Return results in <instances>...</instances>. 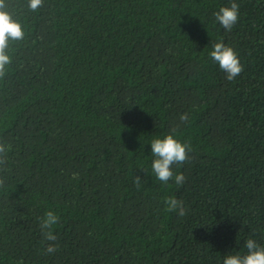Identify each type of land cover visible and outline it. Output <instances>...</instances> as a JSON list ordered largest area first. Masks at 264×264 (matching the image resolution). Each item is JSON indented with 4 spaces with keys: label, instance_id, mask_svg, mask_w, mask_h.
Here are the masks:
<instances>
[{
    "label": "trees",
    "instance_id": "1",
    "mask_svg": "<svg viewBox=\"0 0 264 264\" xmlns=\"http://www.w3.org/2000/svg\"><path fill=\"white\" fill-rule=\"evenodd\" d=\"M231 2L6 0L25 36L0 79V264H223L264 245V0H234L226 31L214 13ZM217 42L243 65L232 81ZM173 127L192 146L173 166L182 185L151 169V140Z\"/></svg>",
    "mask_w": 264,
    "mask_h": 264
},
{
    "label": "clouds",
    "instance_id": "2",
    "mask_svg": "<svg viewBox=\"0 0 264 264\" xmlns=\"http://www.w3.org/2000/svg\"><path fill=\"white\" fill-rule=\"evenodd\" d=\"M44 0H28L27 7L30 11L35 12L43 6ZM6 0H0V79H3L8 72V67L12 63V57L9 55L10 41H20L24 39L25 32L22 22L14 18L9 12ZM216 21L226 31H231L239 19V5L232 0L230 6L221 7L214 13ZM211 59L218 64L221 71L226 74L228 81L234 80L243 72V65L237 53L231 46L223 42H217L213 45L210 52ZM182 123L187 122L188 114L180 116ZM152 172L156 178L163 184H168L174 179L176 185H182L186 177L182 173L174 175L173 166L182 165L187 162L192 151V146L186 141L178 138V129L173 127L169 133L163 137L153 138L150 142ZM11 145L0 140V172L6 171L8 152ZM144 171V170H143ZM78 178V174H73V179ZM142 181L140 175L135 177L134 183L139 186ZM5 186V177L0 175V188ZM166 211L177 212L181 217L186 214L184 201L173 197L165 199ZM59 217L54 211L45 212L40 218L39 227L44 240L49 241L45 251L48 254L55 253L58 245V237L54 234L53 228L58 223ZM246 249L244 254L237 251L235 254L229 253L224 256L223 264H264V245L258 244L254 239H247L244 242Z\"/></svg>",
    "mask_w": 264,
    "mask_h": 264
}]
</instances>
